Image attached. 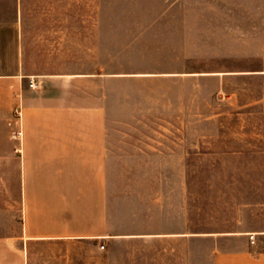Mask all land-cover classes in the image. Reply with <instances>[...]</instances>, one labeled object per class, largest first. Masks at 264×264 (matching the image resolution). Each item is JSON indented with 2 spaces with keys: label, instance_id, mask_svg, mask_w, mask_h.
<instances>
[{
  "label": "rangeland",
  "instance_id": "1",
  "mask_svg": "<svg viewBox=\"0 0 264 264\" xmlns=\"http://www.w3.org/2000/svg\"><path fill=\"white\" fill-rule=\"evenodd\" d=\"M44 10L0 18L43 23L35 32L76 49L74 62L50 64L101 74L82 86L105 111L111 231L168 230L185 205L195 232L264 226V0H50ZM18 196L2 175L3 229ZM164 245L37 242L27 258L176 264Z\"/></svg>",
  "mask_w": 264,
  "mask_h": 264
},
{
  "label": "crops",
  "instance_id": "2",
  "mask_svg": "<svg viewBox=\"0 0 264 264\" xmlns=\"http://www.w3.org/2000/svg\"><path fill=\"white\" fill-rule=\"evenodd\" d=\"M49 5L50 0H0V15L43 13ZM35 26L44 24L0 18V187L8 174L19 191L9 201L8 229L0 203V264H28L33 243L99 238H136L155 248L167 243L164 250L175 254L176 264H264V226L195 232L187 205L170 218L168 230L111 231L105 111L97 93L82 86L101 74L96 65L67 70L50 64L74 62L67 56L76 54L75 44L35 32Z\"/></svg>",
  "mask_w": 264,
  "mask_h": 264
},
{
  "label": "built area",
  "instance_id": "3",
  "mask_svg": "<svg viewBox=\"0 0 264 264\" xmlns=\"http://www.w3.org/2000/svg\"><path fill=\"white\" fill-rule=\"evenodd\" d=\"M15 119L18 125V128L16 131L13 132V136L20 138L21 137V106L20 104L15 108ZM249 239L250 242L253 243L254 242V236L253 235H249ZM104 246L101 245L100 248H103Z\"/></svg>",
  "mask_w": 264,
  "mask_h": 264
}]
</instances>
